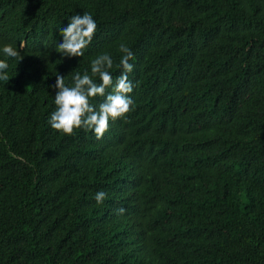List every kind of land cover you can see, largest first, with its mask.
Masks as SVG:
<instances>
[{
  "label": "trees",
  "instance_id": "1",
  "mask_svg": "<svg viewBox=\"0 0 264 264\" xmlns=\"http://www.w3.org/2000/svg\"><path fill=\"white\" fill-rule=\"evenodd\" d=\"M85 12L94 39L63 57ZM121 43L127 119L53 130L56 76L109 53L115 79ZM5 44L23 60L0 51V264H264V0H0Z\"/></svg>",
  "mask_w": 264,
  "mask_h": 264
},
{
  "label": "clouds",
  "instance_id": "2",
  "mask_svg": "<svg viewBox=\"0 0 264 264\" xmlns=\"http://www.w3.org/2000/svg\"><path fill=\"white\" fill-rule=\"evenodd\" d=\"M96 31L97 23L90 13L71 16L67 26L59 31L62 42L58 43L56 52L67 58L84 56ZM0 51L7 58L23 60L11 44H5ZM119 52L122 54L118 65L121 73L115 79L110 71L113 59L109 53L99 54L92 59L91 74L87 70L83 74L77 72L72 77L71 84L65 83L64 75L56 76L54 85L50 86L55 90V110L48 120L53 130L64 136H73L78 130L91 131L100 140L109 130L110 121L127 119L134 104L130 95L134 84L129 80V73L134 70V64L130 61L135 59V55L123 43L119 46ZM8 68L7 60L0 59V81H9ZM97 97H103L98 105L93 103ZM106 196V192L98 191L94 199L97 204H102ZM124 211L123 208L118 209L120 214Z\"/></svg>",
  "mask_w": 264,
  "mask_h": 264
}]
</instances>
